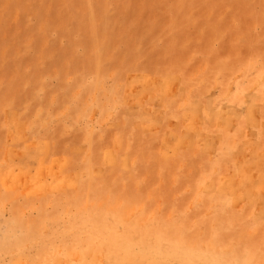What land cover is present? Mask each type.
<instances>
[{
    "label": "rangeland",
    "instance_id": "1",
    "mask_svg": "<svg viewBox=\"0 0 264 264\" xmlns=\"http://www.w3.org/2000/svg\"><path fill=\"white\" fill-rule=\"evenodd\" d=\"M264 264V0H0V264Z\"/></svg>",
    "mask_w": 264,
    "mask_h": 264
},
{
    "label": "clouds",
    "instance_id": "2",
    "mask_svg": "<svg viewBox=\"0 0 264 264\" xmlns=\"http://www.w3.org/2000/svg\"><path fill=\"white\" fill-rule=\"evenodd\" d=\"M170 255L178 264H215V258L211 252L187 245L176 240L169 244Z\"/></svg>",
    "mask_w": 264,
    "mask_h": 264
}]
</instances>
